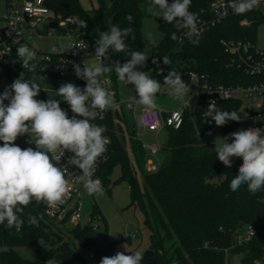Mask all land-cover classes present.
Listing matches in <instances>:
<instances>
[{"label":"trees","instance_id":"trees-1","mask_svg":"<svg viewBox=\"0 0 264 264\" xmlns=\"http://www.w3.org/2000/svg\"><path fill=\"white\" fill-rule=\"evenodd\" d=\"M212 1L192 0L190 11L201 16ZM45 3L62 17L76 18L73 28L88 40L94 56V43L99 38V32L80 0H45ZM148 4L149 0H114L112 6L106 7L113 12V23H118L121 28L133 27L136 39L126 38L131 51H141L144 47L142 22L145 17H153L147 11ZM128 14L134 17L131 25L126 20ZM247 15L229 18L199 35L197 45H193L185 36V30H177L173 24L157 18L162 38L152 48L142 68L162 84L156 95L169 90L163 81L170 70L179 73L186 84L190 83L192 73L203 74L214 83L239 82L242 73L228 66L229 56L221 39H255L260 21L249 26L240 25L239 18ZM82 21L87 25L85 28L81 26ZM173 32L177 34L176 40L171 38ZM122 54L125 62L130 59V56ZM163 56L170 59V65L163 63ZM153 59L158 64H153ZM62 69L63 72H36L37 76L41 74L45 78L38 80L41 91L35 99L46 101L49 95L55 97V90L62 83L72 82L81 88L86 86V82L75 75L73 62L64 64ZM161 70L162 74L158 75ZM23 71L24 79L32 77V72L21 68L9 56L0 60V77L5 76L14 81ZM132 94L136 95L135 90ZM115 96L119 100L117 93ZM239 105L237 100L223 102L220 109L237 111ZM60 106L66 112L71 110L67 102L61 101ZM94 123L106 125L104 134L111 137V143L107 146V159L96 177L109 193L111 183L126 180L130 186V205L138 204L144 209L147 205L151 216V220L146 221L151 230L149 249L154 252L147 264H228V257L236 254L243 256V264H255L256 261L264 264V189L255 194H251L246 185L235 192L230 190V181L238 174L242 158L234 160L231 168L217 159V130L202 122L200 109L195 103L186 112L180 128L167 129L166 141L161 145L160 164L154 171H147L144 167L147 151L135 137V121L123 105L117 104V107L106 110V115ZM239 123L228 121L219 130L228 136L238 131ZM127 143H130L134 152L137 168L130 161ZM117 167L120 176L112 181ZM139 172L143 189L137 181ZM45 209L46 204L43 202L32 201L24 208V224L19 229H6L0 225V247H4L0 251V264H45L49 257H56L67 264H93L91 260L100 264L103 257L117 253V246L122 240L110 238L106 218L96 204H93L90 215L100 219L103 228L94 230L90 224L74 225L67 230L73 239L61 232V227L69 218L55 220L46 214ZM30 216L35 219V223H29ZM249 225L256 232L249 240L238 243V235L243 234ZM40 240L50 247L44 252L39 251L34 259L24 258L15 250L16 246H37ZM166 241L170 243L171 256L164 248ZM78 246L88 251V256L81 253Z\"/></svg>","mask_w":264,"mask_h":264},{"label":"clouds","instance_id":"clouds-1","mask_svg":"<svg viewBox=\"0 0 264 264\" xmlns=\"http://www.w3.org/2000/svg\"><path fill=\"white\" fill-rule=\"evenodd\" d=\"M192 0H149L147 11L155 18H160L168 24H173L177 30H185V36L193 45L199 43L198 15L190 11ZM260 4V0H228L223 7L222 15H228V9L233 14H245L254 10ZM131 25L134 17L126 16ZM108 31L99 32V38L94 43V57L96 61L91 64H79L73 62L75 75L86 82L81 88L72 82L62 83L55 90V97L49 95V99L37 100L41 91L39 79L45 78L36 75V52L27 45L16 48L17 60L23 69L33 73L30 79H24V71L19 78L0 93V225L6 229L16 227L19 229L24 220V208L32 201L43 202L50 208L63 204L70 195L69 182L65 173L67 165H72L81 170V174L75 175L81 182L88 195L102 194L104 189L99 178H94L98 160L105 158L110 138L104 135L106 125L94 123L102 114L117 107L112 94L104 87L100 79L104 74L115 71L117 78L125 86L134 85L136 96L133 99L146 108L156 110L158 108L156 94L162 84L147 71L137 70V66H144L149 54L141 51L129 50L126 38L135 40L133 27L121 28L118 23L108 19ZM82 28L87 25L81 22ZM173 40L177 39L176 32L171 34ZM145 39L156 46L152 33H147ZM111 49L116 53H124L130 59L121 64L113 62L109 66L106 61ZM64 52V49H54ZM153 64H158L153 59ZM163 63L170 65L171 61L163 56ZM40 67V73L45 68ZM162 74L158 72V75ZM163 85L169 89V95L182 100L191 89L182 80L181 75L170 70L164 78ZM7 101V103H5ZM61 101L67 102L74 114L69 118L68 113L60 106ZM217 102L211 100L205 112V122H215L216 126H224L228 121L241 120L237 111H222L216 107ZM81 117V118H77ZM246 118V117H245ZM264 119V118H260ZM28 134L29 143L36 145L21 149L14 142L18 136ZM232 142L229 143L228 140ZM222 143L215 145L217 159L226 167H232V157H241L242 164L238 174L230 181V190L237 191L246 185L251 194L264 189V128L240 129L221 138ZM66 152H71L65 163H61ZM63 164L64 167L59 165ZM33 217H29V223H35ZM254 235V233L252 232ZM124 248H127L124 245ZM129 252V251H128ZM143 254L139 251L117 252L109 257L101 259L100 264H141ZM45 264H61V259L49 257Z\"/></svg>","mask_w":264,"mask_h":264},{"label":"built area","instance_id":"built-area-1","mask_svg":"<svg viewBox=\"0 0 264 264\" xmlns=\"http://www.w3.org/2000/svg\"><path fill=\"white\" fill-rule=\"evenodd\" d=\"M227 3L228 0H213L206 12L198 16L199 35L229 18L244 15L233 14L231 9H228V15H222L223 7ZM245 14H249V16L239 18L240 25L249 26L258 20L260 21L259 26L264 22V0H260L257 8ZM253 16H256V18ZM52 22L56 23L55 27L51 26ZM75 22L76 18L73 16L62 17L53 12L46 5L45 0H4L2 8H0V60L9 56L15 62L17 60L16 48L23 44L36 52L40 67L46 66L42 71L63 72L62 66L74 61L81 67H83V64L87 65L88 58L93 56L92 50L88 40L73 28ZM48 36H58L66 40V49L63 53L41 51L34 45L33 40L35 38ZM221 43L229 56L228 66L242 73V79L239 82L234 84L214 83L203 74L192 73L190 81L197 83L196 93L181 108L170 111H165L159 107L156 110L146 108L133 99L136 96L135 94L124 100H115L116 103L123 105L124 109L132 114L138 129L143 128L158 134L169 127L180 128L185 120L186 112L192 109L194 103L200 109L202 122L218 130L221 126H216L210 118L209 122H205L204 114L209 102L215 100L217 102L216 107L220 109V104L223 102L237 100L241 105L243 99L248 98L250 99V104L247 105L249 112L246 116H240L238 131L245 121L248 128H264V119H260L264 118V46H259L256 38H222ZM18 64L23 68L20 63ZM40 67L37 68V71H40ZM100 79L103 87L107 86V75L104 74ZM13 82L12 79L5 76L0 77V92L2 93ZM67 113L69 118L74 115L71 110ZM105 115L106 111L102 114V118ZM104 135L109 137L111 141L109 135ZM142 145L148 154L145 169L147 171L156 170L160 164L159 155L162 144L155 145L142 142ZM29 147L35 149L36 145L29 143L24 149ZM72 155L71 152H66L61 163H65L68 157ZM104 156L107 159L106 153ZM238 158L232 157L231 160L233 162ZM106 159L100 158L98 160L94 178H97L96 176ZM59 166L64 167L63 164ZM67 169L68 172L65 175L69 182L70 195L58 207L50 208L46 205L45 212L55 220L60 221L69 218L74 225H77L81 223L84 217L81 211V197L84 188L82 183L78 182L75 177V175L81 174V170L72 165H67ZM95 219L100 220L89 215L87 224H90L94 230H99L101 225L95 222ZM252 232H256L254 227L247 226L244 233L238 235V243L249 240L253 236ZM255 264H260V261H256Z\"/></svg>","mask_w":264,"mask_h":264},{"label":"rangeland","instance_id":"rangeland-1","mask_svg":"<svg viewBox=\"0 0 264 264\" xmlns=\"http://www.w3.org/2000/svg\"><path fill=\"white\" fill-rule=\"evenodd\" d=\"M113 1L114 0H80L82 6L88 12L92 23L95 25L99 32L108 31L107 21L108 19L112 20L113 12L110 9H106V7L112 6ZM3 3L4 0H0V8H2ZM158 24V19L155 17H145L142 22L144 47L141 52H147L149 54V57L151 55L153 45L148 43L145 37L147 33H152V37L157 44L162 38V32L159 30ZM256 39L259 46H264V22L261 23L256 30ZM33 41L34 45L38 49L45 52H59L54 51V49H60L61 47L64 50L66 49V40L63 38H59L58 36L40 37L35 38ZM107 55L110 57V59L106 61L109 66H111V64L116 61H119L121 64L125 63V58L122 53H116L109 49ZM95 61V58L92 56L88 58L87 63L91 64ZM142 68L143 66H137V70L139 71H143ZM111 74H113V76H111ZM106 75L108 78V84L104 88L114 96L115 100H117L115 96L116 93L119 96L120 100L127 99L132 95L134 85L125 86L118 80L114 70L110 73H107ZM188 86L191 91L182 100H176L172 98L169 95V90L156 95L158 107L165 111L181 108L184 103L189 100L197 91V83L195 81H190ZM248 104H250V99L244 98L243 102L238 107V115L246 116L248 114ZM247 128V122L245 121L243 124H241L239 130ZM134 129H136L137 131L135 137L141 143L143 142L155 145L163 144L167 138L168 130H162L157 134L154 131L146 130L143 128L138 129L136 124L134 125ZM225 136L227 135L218 129L215 134V145L219 146L222 143L221 138ZM29 139L30 137L28 136V134H24L18 136L17 140L14 143L21 147V149H24L29 144ZM228 142L231 143L232 140L229 139ZM2 145L3 141H0V146ZM127 150L131 163H133L137 168L138 165L130 143H127ZM159 159L161 160V155H159ZM119 176L120 169L117 167L111 177L112 181H114ZM137 181L140 188L143 189V181L140 172L137 175ZM111 184L112 185L110 193L107 191L106 187H103L104 191L102 194H97L94 196L88 195L85 190L83 191L81 197V211L84 217L80 224H87V217L92 212L93 204H96L106 218L110 238L113 240H122L117 246V252H124L127 255H130L131 252L136 251L144 253L149 250L151 243V230L146 225V221L148 219L151 220L147 205L145 209L138 204L130 205V186L126 180H120ZM95 222L99 223L101 225V228H103L104 224L102 221L95 219ZM73 226V222L69 219L65 222L64 226L61 227V232L65 234L67 238L73 239L71 234H68L67 232V230H69ZM124 245L129 252L126 251ZM49 247L50 245L48 243H46L44 240H40L37 246H16L15 250L24 258L34 259L35 255L39 251L44 252L49 249ZM78 248L81 253L88 256V251L83 250L79 246ZM164 248L168 256H171L172 251L170 250V243L168 241L164 243ZM2 249H4V247H0V251ZM242 258L243 256L241 254L229 256L228 264H243ZM91 261L93 264H97L94 260Z\"/></svg>","mask_w":264,"mask_h":264},{"label":"water","instance_id":"water-1","mask_svg":"<svg viewBox=\"0 0 264 264\" xmlns=\"http://www.w3.org/2000/svg\"><path fill=\"white\" fill-rule=\"evenodd\" d=\"M51 26L55 27L56 23L52 22ZM215 130H217V128H215ZM153 253L154 252L151 249H149L146 252H144L143 258L141 260V264H147L151 260V258L153 257ZM61 264H67V262L63 261V262H61Z\"/></svg>","mask_w":264,"mask_h":264}]
</instances>
